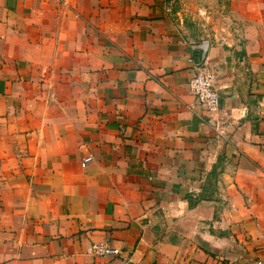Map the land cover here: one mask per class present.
Returning <instances> with one entry per match:
<instances>
[{
    "label": "crops",
    "instance_id": "0c3cea01",
    "mask_svg": "<svg viewBox=\"0 0 264 264\" xmlns=\"http://www.w3.org/2000/svg\"><path fill=\"white\" fill-rule=\"evenodd\" d=\"M263 68L264 0H0V264H264Z\"/></svg>",
    "mask_w": 264,
    "mask_h": 264
},
{
    "label": "built area",
    "instance_id": "2783aa9c",
    "mask_svg": "<svg viewBox=\"0 0 264 264\" xmlns=\"http://www.w3.org/2000/svg\"><path fill=\"white\" fill-rule=\"evenodd\" d=\"M264 77V68H263ZM214 75L207 67L204 61L195 63L192 69V75L188 81L189 93L193 96L196 104L202 109L204 114H215L219 109L220 97L214 85ZM93 162L92 155H85L80 162L81 168H86ZM91 253L98 257L113 256L119 254V250L111 247L109 243L93 244L91 246ZM257 264H262L258 262Z\"/></svg>",
    "mask_w": 264,
    "mask_h": 264
}]
</instances>
